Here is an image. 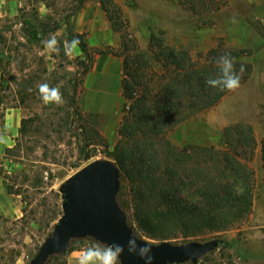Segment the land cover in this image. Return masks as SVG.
I'll use <instances>...</instances> for the list:
<instances>
[{
    "label": "rangeland",
    "instance_id": "obj_1",
    "mask_svg": "<svg viewBox=\"0 0 264 264\" xmlns=\"http://www.w3.org/2000/svg\"><path fill=\"white\" fill-rule=\"evenodd\" d=\"M110 1L120 11L122 31L130 39L128 45L133 43L136 47L135 50L130 47L129 53H139L156 71H160V65L153 59L148 45L150 33L158 30L165 44L187 49L198 64L205 63L207 52L220 44L226 50L239 49V59L252 66L250 76L235 91L227 92L216 105L167 133L174 145L196 143L221 148L223 127L238 122L249 124L253 133L254 129L264 132V0H228L219 10L199 14L183 9L177 0ZM77 5L76 0H2L0 3V78L3 79L0 106L20 108L21 120L26 119V132L19 133L15 146L6 150L0 172L11 183L15 182L13 189L19 191L25 205L24 224L32 236L31 246L26 250V264L62 213L61 183L91 161L110 159L105 151L111 150L119 139L124 103L123 57L109 51H122L120 33L112 28L99 0H84L82 5ZM251 21H258L259 28H254ZM109 28L114 33L110 42L100 46L88 43V37L93 40L108 36ZM79 36L86 43L87 58L79 46L75 51H66L67 42ZM52 37L58 42V52H49L42 43ZM106 62L111 71L117 73L120 69L119 75L105 86L101 80L93 86L94 75H98ZM95 63L96 73L92 71ZM44 83L59 89L62 104H43L39 86ZM81 127L88 135L86 139L91 141L86 148L88 158H82L78 150L80 140L76 135ZM248 165L253 170V197L258 210L264 211L261 140ZM257 214L261 221L248 213L219 236L208 237L206 240H234L235 244L218 246L197 264H264V213ZM98 244L104 245L83 237L76 238L69 248L86 250ZM67 253L68 250L45 264H65ZM10 258L8 251L0 252L3 263L8 264Z\"/></svg>",
    "mask_w": 264,
    "mask_h": 264
},
{
    "label": "trees",
    "instance_id": "obj_2",
    "mask_svg": "<svg viewBox=\"0 0 264 264\" xmlns=\"http://www.w3.org/2000/svg\"><path fill=\"white\" fill-rule=\"evenodd\" d=\"M76 1L79 7L84 0ZM227 1L177 0L180 7L194 14L219 10ZM99 2L112 28L120 33L122 51L109 52L123 57L124 103L119 139L111 150L105 151L120 171L118 204L136 234L149 242L185 243L219 236L251 212L253 170L248 161L257 145L252 127L244 122L224 126L221 148L196 143L178 147L166 135L193 115L216 105L229 92L206 83L209 78L220 76L217 58L230 54L237 74L244 67L240 83L250 76L251 64L239 59V49L226 50L220 44L207 52L205 63L198 64L187 49L165 44L158 30L150 33L148 45L160 65V71H156L142 55L129 53L130 47H136L133 43L128 45L130 39L122 31L118 8L110 0ZM257 23L260 24L251 21L256 29ZM78 39L87 58L86 43L80 36ZM25 120H21L19 128L22 135L26 132ZM84 133L81 127L76 135L80 140L78 150L82 158H88L86 148L91 141ZM261 151L264 161V136ZM7 182L9 192L20 194L13 189L14 181ZM216 239L218 246L235 244L234 240ZM69 245L68 252L73 250ZM62 255H54L47 262Z\"/></svg>",
    "mask_w": 264,
    "mask_h": 264
},
{
    "label": "water",
    "instance_id": "obj_3",
    "mask_svg": "<svg viewBox=\"0 0 264 264\" xmlns=\"http://www.w3.org/2000/svg\"><path fill=\"white\" fill-rule=\"evenodd\" d=\"M120 171L110 159H97L71 174L59 186L62 213L50 235L41 243L29 264H45L53 255L66 252L72 239L90 237L101 244L127 245L137 237L151 246L152 264H178L197 261L219 245V239L172 243L149 242L138 236L117 201ZM119 264H145L139 256L129 255L125 247Z\"/></svg>",
    "mask_w": 264,
    "mask_h": 264
},
{
    "label": "crops",
    "instance_id": "obj_4",
    "mask_svg": "<svg viewBox=\"0 0 264 264\" xmlns=\"http://www.w3.org/2000/svg\"><path fill=\"white\" fill-rule=\"evenodd\" d=\"M1 2L2 0H0V3ZM107 30L110 33L108 36L95 38L93 37V40L88 37V43L93 46H100L104 42L106 44L107 41L110 42V39H113L111 37L114 33L111 28ZM97 65V63L94 64L92 71L96 69ZM108 65L109 64L106 62L102 64L100 72H98L97 70L94 71V73H96L97 71L98 75H94L93 77V86H95L100 80L102 81L101 84L105 86L108 84V81L111 78L119 75L120 69H117L116 73L115 71H111L109 69L110 66ZM87 80L88 82L91 80V72L89 73ZM2 81L3 79L0 78V83ZM21 118L22 112L20 108H4L0 106V134H3L7 139L6 144H0V166L4 161L6 150L11 149L15 146L16 137L19 134ZM254 134L256 142H259L264 136V132L260 133L256 129H254ZM257 203L258 202L256 200V197L254 196L250 215L256 217L259 221H261L260 215H258L257 212L259 211L260 213H264V211L258 210L259 207ZM24 206L25 205L20 194L9 192L7 179L2 174H0V252L8 251L9 254L12 255V258H10V260L8 259V264H26V258L28 256L26 250L30 248L32 243V236L29 232H26L27 227L24 224ZM262 216L264 215L262 214ZM81 251L83 250L73 249L69 251L66 254L65 264H76L75 256ZM0 264L5 263L0 260Z\"/></svg>",
    "mask_w": 264,
    "mask_h": 264
},
{
    "label": "clouds",
    "instance_id": "obj_5",
    "mask_svg": "<svg viewBox=\"0 0 264 264\" xmlns=\"http://www.w3.org/2000/svg\"><path fill=\"white\" fill-rule=\"evenodd\" d=\"M44 47L49 52H58V42L52 37L47 41L42 42ZM80 44V40L74 37L66 44V51H75L76 47ZM219 66L220 76L218 78H209L206 83L221 91H235L240 84V74L244 72V67L241 66L240 74L234 69V61L230 54L225 53L216 60ZM39 96L44 105L63 103L62 95L58 88L50 87L47 83L39 86ZM7 139L3 134H0V144H6ZM137 237L132 234L127 245L121 244H104L90 247L86 250L76 254V264H119L120 256L124 253L125 247L129 255H137L145 261V264H152L153 257L150 255L151 246L143 242V246H138Z\"/></svg>",
    "mask_w": 264,
    "mask_h": 264
}]
</instances>
